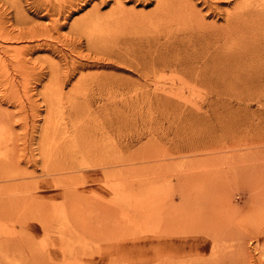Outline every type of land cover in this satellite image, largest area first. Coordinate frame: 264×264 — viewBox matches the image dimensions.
<instances>
[{"label":"rangeland","instance_id":"rangeland-1","mask_svg":"<svg viewBox=\"0 0 264 264\" xmlns=\"http://www.w3.org/2000/svg\"><path fill=\"white\" fill-rule=\"evenodd\" d=\"M244 5L0 0V240L20 248L0 264H264V16L234 22Z\"/></svg>","mask_w":264,"mask_h":264},{"label":"bare ground","instance_id":"bare-ground-1","mask_svg":"<svg viewBox=\"0 0 264 264\" xmlns=\"http://www.w3.org/2000/svg\"><path fill=\"white\" fill-rule=\"evenodd\" d=\"M238 1V0H237ZM239 2L240 3H244L245 5H244V7H246L247 8V12H245V13H238L237 14V16H234L235 18H234V22L235 21H239V20H241L242 18H245V17H247V16H251V17H254V15L257 17V16H264V13H261V14H258L257 13V11L259 12V11H261V10H255V6L250 2V0H239ZM254 2V1H253ZM255 3V2H254ZM258 6V5H257ZM258 8V7H257ZM259 9V8H258ZM234 14H236V12L234 13ZM233 14V15H234ZM232 16V15H231ZM231 18V17H230ZM232 18H233V16H232ZM230 19L231 21L233 20V19ZM159 65V64H158ZM157 67V66H156ZM161 67V66H160ZM164 67V66H163ZM162 67V68H163ZM162 68L160 69V70H162ZM159 70V69H158ZM157 70V71H158ZM159 70V71H160ZM148 74H150V73H148ZM154 74V73H153ZM147 75V74H146ZM151 76V75H150ZM109 77V76H108ZM107 79V78H106ZM94 81V80H93ZM172 83V82H171ZM58 86V85H57ZM54 92H55V90H54ZM112 92V91H111ZM103 93V92H102ZM109 96V95H108ZM48 100H49V102H50V106H49V111H53V110H55V107H57V105L59 104H61V102H62V93L61 92H59V91H57V93H53V92H49L48 94H47V97H46ZM17 100V99H16ZM47 107V106H46ZM55 112H57V111H55ZM76 112V111H75ZM49 115V114H48ZM3 116V115H2ZM56 116V115H55ZM61 116V115H60ZM11 118V117H10ZM4 119V118H3ZM5 123V122H4ZM6 126H9V125H6ZM110 127V126H109ZM10 129V128H9ZM61 130L60 129H58L56 126H54V128L53 127H51V126H49V127H46L43 131H42V135H45V134H57V133H59ZM80 132H85V130H81ZM45 136H47V135H45ZM0 178H1V176H0ZM2 178L4 179V178H10V177H8V176H2ZM6 202V201H5ZM3 204V203H2ZM1 204V202H0V205H2ZM9 204V203H8ZM94 205V204H93ZM6 206V205H5ZM77 206V205H76ZM102 204H98L97 205V208H101L102 209V211H103V208H105V207H103L102 208ZM73 207V206H72ZM3 208V207H2ZM4 209H5V207H4ZM10 208H8V209H6V210H9ZM2 210V209H1ZM98 210V209H97ZM107 210V209H106ZM5 211V210H4ZM10 211V210H9ZM74 211V210H73ZM104 211H105V209H104ZM7 212V211H6ZM95 213V212H94ZM93 212L92 213H90V214H88L87 216H86V219H85V222H86V220H89V222L86 224V226H83L84 227V229L86 230V232L89 234V236L91 237V239H97V241H101V240H103V244H105L106 243V241H107V231H108V226H109V218H108V214L107 213H104L103 212V214H102V218H103V221L96 215V214H94ZM74 214V213H73ZM9 218V217H8ZM12 219H13V217H11ZM4 219V218H3ZM12 219H10V221L12 220ZM9 220V219H8ZM11 224H12V222H11ZM21 226V225H20ZM43 228H44V226H43ZM2 230V229H1ZM4 230V229H3ZM20 231H22V230H20ZM45 232H48V229L47 230H45ZM22 233L20 232V235H21ZM101 237H102V239H101ZM210 237V236H209ZM21 240L22 241H20V247L21 248H23L24 246L25 247H31V249H34V246L31 244V239H30V237L29 238H27V237H23L22 235H21ZM13 249H20V248H12L11 247V243L9 242V241H6L5 239H3L2 241L0 240V259H3V257H6L7 255H10V254H8V252L9 251H11V250H13ZM105 251H106V249H105ZM107 252V251H106ZM47 254L48 255H50V256H53V258L55 257V256H57V255H59V252H58V250L57 249H52L51 251H49V252H47ZM89 258V260H90V262H91V264H98V263H100V264H107V262H106V260H107V257H106V255L103 253L102 254V256L98 259L99 260V262H96V260L94 259L95 257H93V256H91V257H88ZM75 261H76V259H75ZM96 262V263H95ZM87 263H88V261H87Z\"/></svg>","mask_w":264,"mask_h":264}]
</instances>
